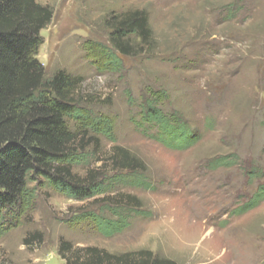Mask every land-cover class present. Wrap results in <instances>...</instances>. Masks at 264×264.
Returning <instances> with one entry per match:
<instances>
[{
    "label": "rangeland",
    "instance_id": "374dc122",
    "mask_svg": "<svg viewBox=\"0 0 264 264\" xmlns=\"http://www.w3.org/2000/svg\"><path fill=\"white\" fill-rule=\"evenodd\" d=\"M39 3L54 12L37 56L47 76L63 71L78 79L79 107L112 127L106 138L68 120L88 146L74 172L84 177L105 167L114 177L109 159L119 147L144 166L146 186L116 185L115 196L142 208H123L128 227L107 236L94 215L117 218L101 203L31 181L23 203L0 220V264H66L64 243L116 255L148 251L176 264H264V200L238 212L264 188V0ZM136 10L149 18L151 49L118 55L122 68L108 70L109 21ZM131 45L141 49L135 38ZM146 101L173 123L182 117L195 144L180 151L159 143L158 126L142 117Z\"/></svg>",
    "mask_w": 264,
    "mask_h": 264
},
{
    "label": "trees",
    "instance_id": "16d2710c",
    "mask_svg": "<svg viewBox=\"0 0 264 264\" xmlns=\"http://www.w3.org/2000/svg\"><path fill=\"white\" fill-rule=\"evenodd\" d=\"M53 17V10L39 0H0V220L5 211L23 203L30 182L42 178L67 198L78 202L93 200L111 211L115 221L104 220L100 212L94 218L104 235L113 236L128 227L125 210L131 213L142 208L131 196H115L116 185L146 186L141 173L144 166L126 150L115 147L109 159L114 177H108L105 167L90 169L84 177L74 172L88 146L86 135L80 137L73 132L68 120L81 119L86 130L106 138H111L112 127L79 107L78 79L63 71L48 77L38 60L43 44L41 32ZM109 24L113 49L106 53L108 70L122 68L118 55L128 58L151 49L153 30L144 11L112 16ZM134 38L141 47L136 51L131 45ZM142 106L144 122L159 128V143L180 151L195 144L198 137L182 117L173 123L155 102L146 101ZM261 190L264 188L260 187L258 197L251 198L238 211L240 215L261 204ZM121 196L128 200L126 204ZM60 255L66 264H176L148 251L116 255L97 247L74 249L70 243L61 245Z\"/></svg>",
    "mask_w": 264,
    "mask_h": 264
}]
</instances>
